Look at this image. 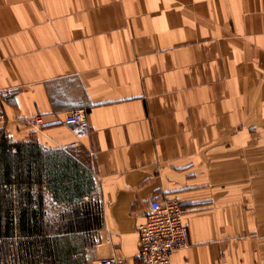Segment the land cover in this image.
Returning a JSON list of instances; mask_svg holds the SVG:
<instances>
[{"label": "crops", "instance_id": "crops-1", "mask_svg": "<svg viewBox=\"0 0 264 264\" xmlns=\"http://www.w3.org/2000/svg\"><path fill=\"white\" fill-rule=\"evenodd\" d=\"M0 91L43 224L0 264H137L153 197L185 209L172 264H264V0H0Z\"/></svg>", "mask_w": 264, "mask_h": 264}, {"label": "built area", "instance_id": "built-area-1", "mask_svg": "<svg viewBox=\"0 0 264 264\" xmlns=\"http://www.w3.org/2000/svg\"><path fill=\"white\" fill-rule=\"evenodd\" d=\"M4 120L6 115L0 91V121ZM35 122L41 123L42 117L36 116ZM65 124L78 136L87 135L90 132V122L86 108L68 111ZM184 214L185 209L175 199H151L146 220L138 226L137 264H172V253L189 244V230ZM100 264H125V260L116 256L104 257Z\"/></svg>", "mask_w": 264, "mask_h": 264}, {"label": "trees", "instance_id": "trees-1", "mask_svg": "<svg viewBox=\"0 0 264 264\" xmlns=\"http://www.w3.org/2000/svg\"><path fill=\"white\" fill-rule=\"evenodd\" d=\"M14 146L6 141L0 144V235L43 228L38 220L42 209L37 205L41 195L32 191L42 181V167H32L39 156L29 149L13 153Z\"/></svg>", "mask_w": 264, "mask_h": 264}, {"label": "rangeland", "instance_id": "rangeland-1", "mask_svg": "<svg viewBox=\"0 0 264 264\" xmlns=\"http://www.w3.org/2000/svg\"><path fill=\"white\" fill-rule=\"evenodd\" d=\"M251 175L253 176L254 174H248V176H250L248 179H251ZM258 174H255L254 176L256 177Z\"/></svg>", "mask_w": 264, "mask_h": 264}]
</instances>
